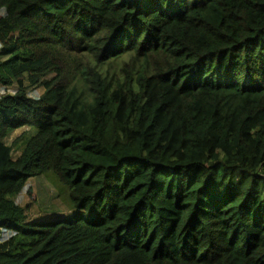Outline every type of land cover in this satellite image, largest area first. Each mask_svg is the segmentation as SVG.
Returning <instances> with one entry per match:
<instances>
[{
    "label": "trees",
    "instance_id": "obj_1",
    "mask_svg": "<svg viewBox=\"0 0 264 264\" xmlns=\"http://www.w3.org/2000/svg\"><path fill=\"white\" fill-rule=\"evenodd\" d=\"M14 85L0 264H264V0H0ZM50 172L79 214L30 222Z\"/></svg>",
    "mask_w": 264,
    "mask_h": 264
},
{
    "label": "rangeland",
    "instance_id": "obj_2",
    "mask_svg": "<svg viewBox=\"0 0 264 264\" xmlns=\"http://www.w3.org/2000/svg\"><path fill=\"white\" fill-rule=\"evenodd\" d=\"M17 86L1 87L0 96L4 94H11L16 91ZM44 92L43 88H29L28 95L30 98L37 99ZM25 129L17 130L14 134L5 140L7 145L18 136L21 135ZM13 158H16L18 154L13 153ZM59 183L54 173L50 172L46 176H39L30 179L24 190L15 198V201L20 206L26 209L28 221L30 222H46L56 221L62 219H75L79 212L70 210L66 205L63 197L58 196ZM30 190L34 195V199H31L29 192ZM13 235L12 232L6 231L0 236V242H4Z\"/></svg>",
    "mask_w": 264,
    "mask_h": 264
}]
</instances>
